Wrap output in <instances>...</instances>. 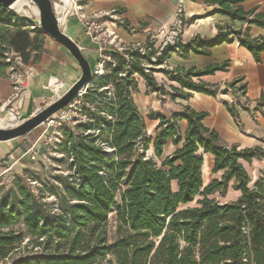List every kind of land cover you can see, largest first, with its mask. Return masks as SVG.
Here are the masks:
<instances>
[{
	"label": "trees",
	"instance_id": "16d2710c",
	"mask_svg": "<svg viewBox=\"0 0 264 264\" xmlns=\"http://www.w3.org/2000/svg\"><path fill=\"white\" fill-rule=\"evenodd\" d=\"M247 1L250 0H211L209 4L219 6L216 13L233 22L264 29V13L253 17L257 9L245 12L241 5ZM218 30L214 39L198 36L187 44L179 39L162 51L148 42L144 45L145 56L138 50L105 53L110 61H102L104 75L94 79L82 98L81 113L87 121L75 130L83 134L76 137L74 130L65 127L64 139L57 146L73 160L68 166L71 174L56 177L63 189L50 188L60 212L53 213V207L43 201V192L37 195L20 178L16 179L0 196V264L18 249L27 256L12 264H264V184L259 181L251 187L243 164L264 159V147L240 149L238 145L226 144L215 130L204 126L208 114L189 107L169 118L149 113V120L159 121L155 137H149L144 117L133 99V93L139 91L138 78L146 82L150 93L158 96L175 98L181 94L187 100L190 93H199L216 97L219 88L201 79L229 68L227 62L204 70L160 69L170 82L180 86L168 92L156 81L155 69L146 68L153 64V58L157 66H165L172 54L183 59L191 54L210 56V50L217 46L239 42L257 64L262 62L264 37L253 39L250 29L244 32L229 25ZM31 33L37 39L46 37L38 27L31 32L23 17L0 5V76L11 66L6 62L7 54L19 55L23 64L30 61ZM44 40L35 48V62ZM242 82L233 81L223 93L227 95L231 89L245 96L247 85ZM225 106L240 127L236 108L248 109L240 102ZM263 108L264 96L256 110ZM181 121H187L189 126L184 145L172 157L162 160L169 141L175 146L181 143ZM140 144L142 154H138ZM151 145L155 158L146 156ZM105 149L113 153L108 154ZM205 154L215 159L212 173H222L221 179L207 187L202 175ZM155 159L162 160L161 164ZM230 190L240 194L235 202L222 204L211 198H224ZM120 191L121 204L115 210ZM198 197L203 199L197 207L183 208ZM113 210L117 238L108 244L103 225ZM18 224L23 229L16 232L13 228ZM43 245L45 250L54 245L55 253H34ZM110 254L114 259L107 261Z\"/></svg>",
	"mask_w": 264,
	"mask_h": 264
},
{
	"label": "crops",
	"instance_id": "0c3cea01",
	"mask_svg": "<svg viewBox=\"0 0 264 264\" xmlns=\"http://www.w3.org/2000/svg\"><path fill=\"white\" fill-rule=\"evenodd\" d=\"M210 1L94 0L90 6H94L96 13H114V11L118 13L119 20L104 19V21L127 46L146 45L152 42L157 49H160L165 45L170 30L177 21L182 23L180 39L184 44L198 36L214 39L219 32L218 28L228 25L234 29H242L244 32L250 29L249 33L253 39L264 37L263 28L249 25L247 22L231 21L229 17L216 13L220 7L209 4ZM241 6L245 12L257 9L253 17L264 13V0H250ZM74 19V26L70 27V20H68L66 24H62L61 29L83 50L84 56L95 70L101 60L99 47L91 42L81 28L78 19ZM227 62L229 68L226 72H217L201 79L202 82L219 88L216 97L199 93H190L187 100L181 98V94L175 98L169 95L158 96L156 93H150L146 82L138 78L139 91L133 93V99L140 114L144 117L146 133L153 134L154 138L159 125L158 120L148 119L149 113L169 118L173 113L181 112L189 107L197 113L208 114L203 121L204 126L215 130L226 144L238 145L240 149L264 147V108L256 110L257 103L264 96V53L262 62L257 64L247 49L241 47L239 42H234L211 49L210 56L191 54L187 59H183L178 54H172L164 70L190 68L204 70L209 66H221ZM20 70L27 74V84L22 89L20 97L16 99L13 82L10 79V70L8 69L5 75L0 76V122H4V125L0 124V128H12L16 121L32 117L58 99V93L55 91L57 85H60L59 91L63 95L82 76L81 68L72 55L47 36L38 61L35 62V59L31 58L29 62L20 67ZM154 77L158 84L165 86L168 92H172L171 88L180 89L177 83L170 82L163 73L158 72ZM239 79L247 85L245 96L233 91L225 95L223 92L227 86ZM184 92L188 93L187 90ZM233 99L248 109L245 111L239 106L236 108L239 113L240 127L225 106ZM21 101L23 102L20 106ZM11 109L18 113L15 121H12ZM188 128L187 121L179 122L181 143L175 146L172 141H169L164 148L162 160L172 157L178 149L182 148ZM34 132L19 139L0 142V178L7 176L16 163L32 156V148L40 147L42 139L39 141ZM152 152L154 153L153 148ZM203 159V183L204 187H207L213 181L221 179L222 173H211L215 161L212 155L205 154ZM260 160L263 159L254 162ZM230 191L236 194L237 198L240 196L239 193Z\"/></svg>",
	"mask_w": 264,
	"mask_h": 264
},
{
	"label": "built area",
	"instance_id": "2783aa9c",
	"mask_svg": "<svg viewBox=\"0 0 264 264\" xmlns=\"http://www.w3.org/2000/svg\"><path fill=\"white\" fill-rule=\"evenodd\" d=\"M94 0H51L52 7L59 19V8H66V19L64 22L60 21V25L66 24V22L70 19H78L81 28L84 30L86 35L91 39L93 44L98 45L99 53L101 55V60L99 66L94 70L96 77H101L104 75L105 70L103 66V60L107 59L110 61L109 57H106L105 53L109 51H115L120 54H125L129 51L138 50L142 56L147 55L146 48L144 45H125L121 39L109 29L106 25L104 19L116 21L118 19V13L114 11V13H94V14H87L85 12V8L87 7L86 3H90ZM34 4V3H33ZM68 5V6H67ZM39 12V11H38ZM181 13V11H180ZM63 15V13H61ZM36 17L35 20H39V16ZM29 18V17H28ZM32 19V18H30ZM60 20V19H59ZM181 26L182 23L177 21L175 26L170 30V33L167 37L166 43L163 47L160 48V51L167 46V45H174L177 41H179L181 36ZM37 27V26H36ZM157 49V48H156ZM159 50V49H158ZM160 55V54H158ZM6 62L10 64V79L13 82L14 87V98H19L22 89L27 84V74L20 70V67L23 66L22 59L19 55L15 53H9L6 55ZM153 64H149L146 68L147 69H164V66H157L156 59H152ZM146 72H149L147 70ZM95 77V78H96ZM89 88V87H88ZM88 88L83 90L79 95L78 98L67 108L58 112L48 120H46L38 129L43 128V135L45 136L46 143L52 147H57L64 139V135L62 130L66 128H70L75 130L76 126L87 121V118L82 115L81 108L83 107L82 98L84 95L87 94ZM229 93L232 92L231 89L228 90ZM237 103L236 99L231 100L230 104ZM12 113H16L14 110H11ZM112 120V118H109ZM20 123V122H18ZM17 125V124H16ZM108 154H112L113 150L105 149ZM30 186H38L36 181H32L30 179L27 180ZM52 200H57L56 198H52ZM57 207V206H56ZM60 211L55 208L53 213H59ZM43 241V239H42ZM28 240L25 241L23 244L27 245ZM30 249V247H29ZM18 250H16L17 252ZM41 250L39 248L34 250V253H38ZM13 259V254H11L4 262L1 264H12L9 263L10 260Z\"/></svg>",
	"mask_w": 264,
	"mask_h": 264
},
{
	"label": "rangeland",
	"instance_id": "374dc122",
	"mask_svg": "<svg viewBox=\"0 0 264 264\" xmlns=\"http://www.w3.org/2000/svg\"><path fill=\"white\" fill-rule=\"evenodd\" d=\"M93 1H91L90 3H86L87 7L84 9L85 12L89 15L96 13V10H94V6H90V4ZM33 7H36L35 4H32ZM26 10L28 11V15L25 14H20L16 11H14L17 15L20 16H25V17H29L32 18L31 20H35L36 17H34V13L32 11L31 8H26ZM9 11H13V10H9ZM25 19V18H24ZM26 25L29 26V29H31V32L34 31L35 28H37L32 22L26 20ZM70 27L74 26V22L75 19H70ZM27 30V28L25 29ZM30 37L33 41V46L31 49H28V52H30L31 54V58L36 59V53H35V48L39 45L38 43L43 41L44 39H37L36 35L34 33L30 34ZM156 73L158 74V72L160 71V69L155 70ZM14 110V109H11ZM10 110V111H11ZM15 111V110H14ZM17 113V111H16ZM25 119H21L18 120L19 122H22ZM17 122V121H16ZM43 128L41 129H37V131L34 132V135L37 136V138H39L40 142V147L38 149L36 148H32L31 149V155L28 158L22 159V161L16 163L15 167H13V170L5 177H1L0 178V196L7 192L11 186L13 185V183L15 182L16 179L20 178L23 183L30 187L31 190L36 193L37 195H42L41 192L44 193V202L49 204V207L53 209L56 208L58 201L56 200H52V198H57L55 195H53L50 191V188L52 187H57L58 189H63L62 184L56 179V177H67L71 174V172L69 171L68 166L72 163V158L68 155V153L66 152L65 149H62L60 147H52L50 145H48L46 143L45 140V136L43 135ZM74 135L77 137L79 135H82L83 132H81V130H74ZM90 133V132H88ZM98 135V133L96 132V136ZM95 136V137H96ZM147 136L152 137L153 138V134H147ZM100 144V143H98ZM101 146V144H100ZM152 145L150 146V150L146 153V156L151 158H155L153 155L154 153L152 152ZM144 153L143 150V146L140 144L139 146V150H138V154H142ZM158 164L160 165L162 160H157L155 159ZM245 168L251 178V187H254V185L259 182L262 181L264 184V159L254 162L252 165L249 164H244ZM212 173V171H211ZM28 179H31L32 181H37L38 186H30L27 182ZM38 187V191L37 188ZM61 187V188H59ZM123 191V190H122ZM122 191L117 193L116 196V206H115V210L116 207L118 205L121 204V195H122ZM213 198L218 199L222 204L224 203H231V202H235L238 198L236 196V194H234L233 192L231 193V191L228 192V195L225 196L224 198L219 197L218 195H215ZM202 197H198L194 203L190 204L189 206L183 207V208H187V207H197L198 206V201L202 200ZM55 205V206H54ZM116 225H117V219H116V212L111 213V215L108 217V222L106 224L103 225V228H106L107 233V243L111 244L116 238ZM16 232H19L21 229H23V225L18 224L16 226H14L13 228ZM26 238V237H25ZM27 241V240H26ZM34 241V240H33ZM44 242V239H43ZM34 244V243H33ZM25 245L23 244V247ZM46 246H41V251L38 252L39 255H45L46 253H55V247L54 245H51L50 247H47L48 250H45ZM65 253H67L65 251ZM27 256V253H24V250L21 249L17 252L14 253L13 255V259L10 260L9 263H13L15 260H17L18 258L22 257V256ZM114 259V257L110 254L107 257V261ZM5 264V263H4Z\"/></svg>",
	"mask_w": 264,
	"mask_h": 264
},
{
	"label": "water",
	"instance_id": "95a60500",
	"mask_svg": "<svg viewBox=\"0 0 264 264\" xmlns=\"http://www.w3.org/2000/svg\"><path fill=\"white\" fill-rule=\"evenodd\" d=\"M16 1L17 0H0V5L6 10H13L11 6ZM32 2L39 11V20H31L23 15L21 17L32 22L35 26L40 28L47 37L52 38L64 47L78 62L82 71V76L79 81L72 85L62 96L58 97V99L44 109L38 111L32 117L23 120L12 128H0V142L19 139L36 131L46 120L71 105L83 90L90 87L96 77L93 68L84 56L83 50L61 29L60 20L52 7L51 0H32ZM22 102L23 101L20 102V106Z\"/></svg>",
	"mask_w": 264,
	"mask_h": 264
},
{
	"label": "bare ground",
	"instance_id": "6f19581e",
	"mask_svg": "<svg viewBox=\"0 0 264 264\" xmlns=\"http://www.w3.org/2000/svg\"><path fill=\"white\" fill-rule=\"evenodd\" d=\"M32 4H33L32 0H17L11 7L16 12H18L20 14H25V15H28V11L26 10V8L27 7L31 8L33 13L38 17L39 16L38 9H37V7H33ZM66 10H67L66 8H62V9L59 8V11H58L59 12V19L62 22H64L66 19ZM61 13H63V15ZM59 89H60V85H57L55 87V91H57L58 96L60 97V96H62V92H60ZM11 115L13 116L12 121H15L17 119L16 114L11 112ZM0 124L4 125V122H0ZM16 124H18V122L14 123L13 125H16Z\"/></svg>",
	"mask_w": 264,
	"mask_h": 264
}]
</instances>
